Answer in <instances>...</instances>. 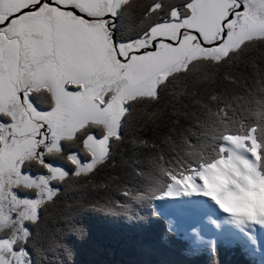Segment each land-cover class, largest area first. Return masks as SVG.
<instances>
[{"label": "snow or ice", "instance_id": "6c2138e0", "mask_svg": "<svg viewBox=\"0 0 264 264\" xmlns=\"http://www.w3.org/2000/svg\"><path fill=\"white\" fill-rule=\"evenodd\" d=\"M184 97L204 109L195 128L150 139L164 101ZM169 115L179 123L175 108ZM125 144L152 151L124 161L128 179L97 183ZM255 181L264 182V0H0V264H38L45 243L73 264L67 239L86 237L82 213L152 200L195 198L228 223L264 226V213L218 203ZM81 185L115 194L68 203Z\"/></svg>", "mask_w": 264, "mask_h": 264}, {"label": "trees", "instance_id": "16d2710c", "mask_svg": "<svg viewBox=\"0 0 264 264\" xmlns=\"http://www.w3.org/2000/svg\"><path fill=\"white\" fill-rule=\"evenodd\" d=\"M236 71L247 78L252 71L251 64L246 66L241 62ZM218 83L222 84L223 81ZM174 108L179 114V123H174L175 117L169 115ZM164 111L162 118H158L154 124H148L146 128L148 137L157 143L168 136L173 127L176 129V133H172L174 137L181 130L195 128L196 121L203 118L204 109L194 104L192 98L184 97L175 105L166 99ZM143 124V120L138 121V132ZM150 151L152 149L123 145L110 161V165L114 166L106 167L102 175L97 177V183L107 181L113 176H120L121 180L128 179L125 174L131 169L124 161L143 159V153ZM165 154H168L167 148ZM114 194L111 189H93L90 185H81L68 192L67 202H87ZM79 219L86 226L87 235L83 239H67L73 249V264H264L238 237L219 239L215 246L196 247L189 237L170 227L167 218L153 205V200L144 205L133 203L126 213L103 216L84 212ZM60 226L58 222L53 221V228ZM42 248L43 253H37L38 264H41L44 254L47 260L42 264H58V261L63 259L62 253L49 251L46 243L42 244Z\"/></svg>", "mask_w": 264, "mask_h": 264}, {"label": "rangeland", "instance_id": "374dc122", "mask_svg": "<svg viewBox=\"0 0 264 264\" xmlns=\"http://www.w3.org/2000/svg\"><path fill=\"white\" fill-rule=\"evenodd\" d=\"M176 183H181L176 181ZM191 187V185H189ZM213 198L217 197L214 188L209 189ZM188 197H177L175 200H153V205L164 215L170 227L189 237L196 247L214 245L215 240L225 237H238L250 252L260 257L264 263V226H237L224 221L223 214L211 203L193 206ZM206 199V198H202ZM147 202L140 203L144 205ZM218 203L225 210L232 212L264 213V182H252L247 191L238 195H222ZM215 221V223H214ZM217 233L219 235L216 238Z\"/></svg>", "mask_w": 264, "mask_h": 264}]
</instances>
